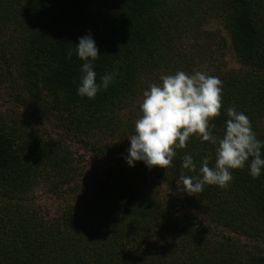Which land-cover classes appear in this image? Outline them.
I'll return each instance as SVG.
<instances>
[{"label": "trees", "instance_id": "16d2710c", "mask_svg": "<svg viewBox=\"0 0 264 264\" xmlns=\"http://www.w3.org/2000/svg\"><path fill=\"white\" fill-rule=\"evenodd\" d=\"M212 18L240 63L201 70L222 82L213 132L223 135L234 106L264 140V0H0V83L25 105L0 110V264H264V174L246 163L227 188L188 194L176 181L205 156L214 166L211 143L192 135L170 166L151 169L130 167V145L117 143L134 134L145 89L227 44L204 27ZM89 32L97 82L118 70L93 99L77 95L75 44ZM77 145L119 159L90 164ZM185 154L197 171L182 169ZM40 186L61 200L53 215L37 204Z\"/></svg>", "mask_w": 264, "mask_h": 264}, {"label": "clouds", "instance_id": "9594fccd", "mask_svg": "<svg viewBox=\"0 0 264 264\" xmlns=\"http://www.w3.org/2000/svg\"><path fill=\"white\" fill-rule=\"evenodd\" d=\"M81 65L77 95L95 98L101 89H107L114 81L118 70L106 72L97 82L94 61L99 57V48L92 34L79 37L75 44ZM73 50L67 51L70 59ZM161 83H154L143 92L139 105L142 113L135 122V132L128 139L125 162L134 167L142 161L146 167L167 168L176 156V149L185 148L186 142L196 135L202 142L215 146V164L209 166V158L201 161L196 176L179 175L178 188L188 194L202 192L206 185L227 188L233 180V169H242L248 164L249 175L259 178L264 174V140L257 138L249 117L236 107L225 111L223 135L217 136L211 120L220 115L222 108V82L214 75L203 71L192 74L177 71L160 76ZM251 157L250 163L249 158ZM182 169L197 171L191 154L182 157Z\"/></svg>", "mask_w": 264, "mask_h": 264}, {"label": "rangeland", "instance_id": "374dc122", "mask_svg": "<svg viewBox=\"0 0 264 264\" xmlns=\"http://www.w3.org/2000/svg\"><path fill=\"white\" fill-rule=\"evenodd\" d=\"M204 27H206L208 30H214L217 34H219L222 37H226L227 44L224 47H222V49H217L215 48L216 46L214 45L213 48L215 50L217 49L215 54L214 55L209 54L206 61L201 60L200 63H196V65L193 66L192 68L193 70L187 71L186 73L192 74L195 71L206 70L208 66H212L215 62L223 63L222 65L224 67H232V68L239 67L240 63H239L238 57L236 56V53L232 47L231 39L229 37V34L223 22L219 21L217 18H212L204 25ZM185 44L187 43L184 42L183 45ZM184 48H186L187 50L192 49L190 46H186ZM14 91L15 89L11 88L9 83L8 84L0 83V110H2L4 113L6 111L13 113V114L14 113L17 114L20 111L22 113L25 108V105H23L22 107V105H20L19 102L15 101V98L12 94ZM16 105H19V107H16ZM138 111H139L138 107H136V109L134 111L132 110L131 112L127 110V115L129 116H131V114L132 116L137 115ZM54 125H55V122H54ZM117 143L121 145L124 149L128 148V146L130 145L128 138H123ZM76 150L79 152L82 151L86 153V156L84 158L87 159L90 164L96 163L98 161L103 162L102 160L111 162L112 160L117 161L119 159V157L113 156L110 153L105 154V155L93 154L92 152L89 151L88 148H85L83 145L81 146L77 145ZM165 189L169 193V189L168 188H165ZM35 195L37 199V204L40 206V208L46 215H53L61 204V200L58 199L54 194H52L44 186L38 187L36 189ZM184 210L189 211L190 209L184 206ZM201 217H203L202 214H201ZM223 232L233 234V232H231L229 228H224Z\"/></svg>", "mask_w": 264, "mask_h": 264}]
</instances>
